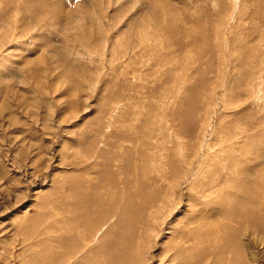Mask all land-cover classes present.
Listing matches in <instances>:
<instances>
[{
	"label": "rangeland",
	"instance_id": "1",
	"mask_svg": "<svg viewBox=\"0 0 264 264\" xmlns=\"http://www.w3.org/2000/svg\"><path fill=\"white\" fill-rule=\"evenodd\" d=\"M263 166L264 0H0V264H225Z\"/></svg>",
	"mask_w": 264,
	"mask_h": 264
},
{
	"label": "bare ground",
	"instance_id": "2",
	"mask_svg": "<svg viewBox=\"0 0 264 264\" xmlns=\"http://www.w3.org/2000/svg\"><path fill=\"white\" fill-rule=\"evenodd\" d=\"M229 148H230V145H227V146L223 145L221 148H219L220 152L223 153V156H222V159L217 158V156H215V158L219 160L218 162L223 161L227 158H228V160L230 159L231 155L227 156V153H226V149L229 150ZM238 152L240 153L241 151H238ZM239 153L236 155H234V153H233L234 156L231 159L239 161V159H240ZM245 167H246V165H245ZM243 168H244V166H243ZM230 169H232V168H230ZM258 169L259 170L263 169V171H264V166L262 168L260 167ZM263 171H261L260 173L257 172L258 176H262V179H261L260 184H259V189L250 190V186L249 187L247 186L246 181H245L246 183L238 185V184L234 183L236 181H233V180H230L231 181L230 184H235L232 186L234 189L231 187L228 188L226 182H224L225 185L219 186L217 184L220 180L217 181L216 177L214 178L213 170L210 173L211 177L208 178L207 176L206 177L204 176L203 182L200 184V185L204 186L202 188V192L205 193L204 198H205V200H207L206 203L204 202V205L206 207L203 206V209L204 208L205 209H207V208H209V209L214 208L215 209V206H216L218 208L217 212L219 215V217H218L219 219L215 220L216 222L214 220H212V221H214V223H210L211 219H209V221L205 223V225L207 224V227H206V229H207L206 233L208 232L207 236L210 235L209 234L210 232L208 230L213 228V224H216V226L218 228L222 227V225H223V228H227L230 231L237 230L240 233V235L238 237L240 240L239 246H237L238 248L234 249L235 251H233V255L231 257H228L229 259L225 264H237L238 261H242V264H259V263H256L255 259L253 258V252L250 253V250H247L248 253L247 254L244 253L245 252V244L244 243H246V242H242L241 237L246 235V237H243V238H245V240H248V237H250V236H248L247 234H253V235L260 234L261 237H262V235H264V195H263V193H264V172ZM237 173H233V174H237ZM238 176H241V175H238ZM240 179L241 178H239L238 180H240ZM255 179H256V177H255ZM227 180H229V179H227ZM234 180H235V178H234ZM236 185H238V186L236 187ZM252 187H254V184H252ZM192 188L194 189V187H192ZM253 192H256V193H253ZM221 193H225L227 195L221 194ZM245 193H247L249 196L246 197ZM220 196H222V198ZM253 203H257L258 206L254 207L252 205ZM257 204H255V206ZM241 211L248 212L252 216V218H251V221L243 222L241 224V229L239 230L238 221H236L237 218H236L235 214L237 213L239 215ZM257 211H259V213ZM223 212H225L226 217H228L231 221H228V222L224 221L225 217L223 216ZM240 215H242V214H240ZM206 219H208V218H206ZM193 220H195V219H193ZM197 222H199V220ZM201 223H203V222L200 221V223L196 224V226L203 225V227H204V224H201ZM248 223H249V225L247 226ZM200 227H201L200 229L203 228L202 226H200ZM250 227H251V230L249 229ZM200 234H202V233H200ZM230 238L232 239L231 236H230ZM259 243L263 244L260 240H259ZM248 249H249V247H248ZM260 264H261V262H260Z\"/></svg>",
	"mask_w": 264,
	"mask_h": 264
}]
</instances>
